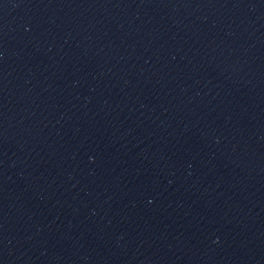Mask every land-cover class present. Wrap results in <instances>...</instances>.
I'll return each instance as SVG.
<instances>
[{"label": "water", "instance_id": "1", "mask_svg": "<svg viewBox=\"0 0 264 264\" xmlns=\"http://www.w3.org/2000/svg\"><path fill=\"white\" fill-rule=\"evenodd\" d=\"M0 264H264V0H0Z\"/></svg>", "mask_w": 264, "mask_h": 264}]
</instances>
